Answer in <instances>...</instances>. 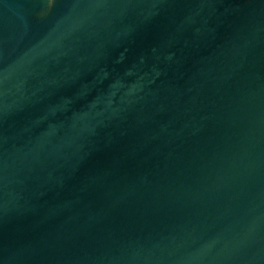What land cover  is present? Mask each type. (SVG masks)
Here are the masks:
<instances>
[{"label": "water", "instance_id": "1", "mask_svg": "<svg viewBox=\"0 0 264 264\" xmlns=\"http://www.w3.org/2000/svg\"><path fill=\"white\" fill-rule=\"evenodd\" d=\"M0 264H264V0H0Z\"/></svg>", "mask_w": 264, "mask_h": 264}]
</instances>
